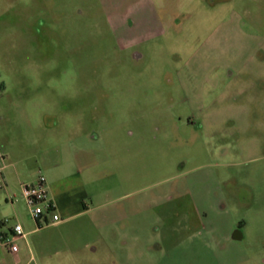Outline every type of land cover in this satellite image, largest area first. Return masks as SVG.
<instances>
[{
	"label": "rangeland",
	"instance_id": "obj_1",
	"mask_svg": "<svg viewBox=\"0 0 264 264\" xmlns=\"http://www.w3.org/2000/svg\"><path fill=\"white\" fill-rule=\"evenodd\" d=\"M86 143L36 264H264V0H0V152Z\"/></svg>",
	"mask_w": 264,
	"mask_h": 264
},
{
	"label": "crops",
	"instance_id": "obj_2",
	"mask_svg": "<svg viewBox=\"0 0 264 264\" xmlns=\"http://www.w3.org/2000/svg\"><path fill=\"white\" fill-rule=\"evenodd\" d=\"M85 137L88 140L93 138ZM47 161L44 155L27 153L25 149L15 151L13 155L7 151L0 152V264H36V253L40 259L43 258L44 248L49 246L39 243L34 237L33 249L29 239L32 240L33 236L49 228L55 230L69 228L67 226L69 222L87 216L95 209L94 196H102L107 192L95 193L91 190L96 180L93 178L94 169L107 161H96L94 152L87 143L81 148L70 145L65 159L61 158L57 162ZM39 175L45 177L48 196L55 203L54 213L61 218L56 224L44 226L42 225L44 219L39 222L33 221L20 196V185L33 184ZM12 195H15V198L11 202L9 197ZM103 201L98 206L109 203L107 200L104 203ZM49 218L46 217V222ZM4 220L8 222L3 224ZM14 224H20L23 233L22 237L15 240L16 253H12L1 240L12 235L11 227ZM69 234L72 237V231ZM74 251H77L76 248Z\"/></svg>",
	"mask_w": 264,
	"mask_h": 264
},
{
	"label": "built area",
	"instance_id": "obj_3",
	"mask_svg": "<svg viewBox=\"0 0 264 264\" xmlns=\"http://www.w3.org/2000/svg\"><path fill=\"white\" fill-rule=\"evenodd\" d=\"M20 196L24 200L31 219L35 222H39L44 219L42 225L47 226L49 224H56L61 221L58 214L54 213L55 203L48 196L46 189V179L43 175H39L33 184H21ZM15 195L9 197L12 202ZM49 216L48 222L46 217ZM8 220H4L3 224H6ZM39 226V225H38ZM41 227V226H39ZM12 235L2 238V242L9 248L12 253L17 252V245L15 240L17 237H22V227L20 224H14L12 227Z\"/></svg>",
	"mask_w": 264,
	"mask_h": 264
},
{
	"label": "flooded vegetation",
	"instance_id": "obj_4",
	"mask_svg": "<svg viewBox=\"0 0 264 264\" xmlns=\"http://www.w3.org/2000/svg\"><path fill=\"white\" fill-rule=\"evenodd\" d=\"M240 230L236 229L232 235L233 239H238L240 238L239 236Z\"/></svg>",
	"mask_w": 264,
	"mask_h": 264
}]
</instances>
